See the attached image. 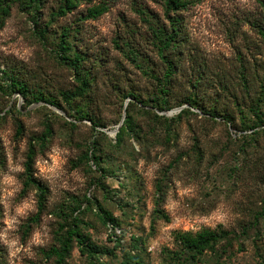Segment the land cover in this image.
<instances>
[{
  "label": "rangeland",
  "instance_id": "rangeland-1",
  "mask_svg": "<svg viewBox=\"0 0 264 264\" xmlns=\"http://www.w3.org/2000/svg\"><path fill=\"white\" fill-rule=\"evenodd\" d=\"M59 3L43 2L40 25ZM91 3L81 0L50 21L43 42L31 12L18 4L0 28V264H55L43 251L58 245L73 215L99 251L91 258L74 240L66 264H179L172 255L180 249L176 231L218 227L236 234L232 244L223 252V242L195 264H264V224L255 218L264 195V126L253 139L242 129V122L252 121L249 107L264 80V41L252 26L261 0H197L176 14L179 35L170 57L177 70L167 110L147 100L157 90L149 73L160 75L163 68L152 28L170 29L161 0H108L104 14L84 18ZM62 31L69 54L82 56L91 92L64 111L43 101L29 104L11 89L10 77L58 101L60 90L75 85L72 69L56 56ZM196 81L197 102L214 104L231 123L195 108L177 116ZM129 92L147 105L129 106L134 128L115 144L112 131ZM80 111L104 127L74 119ZM45 123L51 133L40 146L31 138L43 133ZM97 135L100 169L83 158ZM30 141L37 148L34 174L47 191L38 216L35 189L22 183ZM157 200L168 221L155 219ZM98 205L116 224L101 220Z\"/></svg>",
  "mask_w": 264,
  "mask_h": 264
},
{
  "label": "trees",
  "instance_id": "trees-1",
  "mask_svg": "<svg viewBox=\"0 0 264 264\" xmlns=\"http://www.w3.org/2000/svg\"><path fill=\"white\" fill-rule=\"evenodd\" d=\"M44 1L45 0H0V28L4 25L7 17L10 15L13 4H18L22 9H27L31 12L33 29L37 34L38 40L43 42L45 39V31L50 21H52L55 17H60L65 15L67 12L72 11L81 2V0H60L56 10L49 13V20L47 19L43 25H40L41 17L38 14V11L42 7ZM86 1L88 3H95H91L87 6L84 18L95 19L104 14L108 9V0ZM195 1L197 0H161L163 4L164 15L167 17V20L170 23V29L166 30L164 28H152V42L156 48V53L163 65V68L160 72V75L153 74V72L149 73V76L153 77L157 82V90L147 97V100H149L151 103H154L158 110L169 109L168 104L171 98V84L173 76L177 70L176 65L170 57L172 45H174L176 38L179 35V29L175 27V25H178L176 14L192 6ZM261 4L262 13L255 19L252 26L264 41V0H261ZM173 13L175 16L172 15ZM174 47H176V45ZM70 51V43L67 40V32L62 31L57 44L56 56L59 62L72 69L75 85L73 88L60 90L61 100L58 101L54 97L46 98L44 97L42 91L37 93L32 92L24 81L15 77H10L9 85L11 89L21 94L23 99L29 104L32 102L37 103L43 101L63 111L70 109L71 103L75 99L83 97L87 93L91 92V84L89 82L88 75L89 72L88 70H84L82 72L83 60L81 54L78 52L69 54ZM241 70H239V74H241L242 88L246 91L247 84L245 82L244 74ZM197 83L198 82L196 81L193 84V88L183 100L187 108H182L177 116H181V114L187 112L194 113L190 111V109L195 108L204 114H208L212 118L221 117L226 122L231 123L233 118L226 112L219 113L214 104L206 108L203 104L197 102L195 93V88L198 85ZM259 85L260 86L257 96L254 101L251 102L249 107L250 112H252V121L245 124L242 122V129L251 130L249 134L243 136H247L250 139H253L254 136L258 134L259 130H261V128L264 126V112L260 111V103L264 102V80L260 81ZM126 97H129V100L127 101V105L124 106V119L115 133V144H120L123 141L124 136L129 135L134 128L133 116L130 113L129 106H131V104L134 102L140 105L138 106L139 108H142L141 106L147 105V103H143V98L134 92L127 93ZM235 102L236 105L239 106L238 100ZM143 110L147 109L144 108ZM154 115L158 117L157 114L154 113ZM74 117V119H89L93 127H104V123L94 120L92 116H89L86 113L84 114L82 111H80L79 114L75 115ZM165 120L168 119L164 117V121ZM20 131V126H18L17 132L19 133ZM96 132H98L99 135H104V132L101 130ZM50 133L51 128L48 123H45V129L43 133L38 137H32L31 140H35L36 143H39L40 146H43L45 145ZM98 137V135L94 137L91 144L88 146L89 150H87V152L83 155V158L92 160L93 164H95L96 167L100 169V166L97 164V161L100 157L95 154V152L99 150ZM36 143L30 141L28 144L25 160L23 162L22 183L23 189H27L29 187H33L35 189L37 209L36 216H38L44 209L47 191L44 183L34 174L35 156L37 154ZM86 200H88V198H86ZM156 204L157 206H155L153 210L155 219L168 221L169 217L167 213L159 206L158 200ZM97 209L100 212L99 216L102 221L109 222L112 226L116 224V221L112 215L107 210L102 208V206L98 205ZM255 218L260 219L264 224V195L260 199V208L256 212ZM34 220H36V217H34ZM81 224H83V220L81 218H79L77 215L71 216V222L66 226V229L64 230L58 245H52L47 250L43 251L46 259L54 258L55 264H66L65 259L72 249V243L74 240L80 253H85L87 256L93 258L97 251H99V248L93 244H90L89 242H86L87 239L81 230ZM231 234H233V232L221 227L202 228L195 232L187 230L176 231L174 233V238L180 245V249L178 251H173L172 255L179 264L198 263L201 261L203 255L206 252L217 251V246H221L223 242H225V245L223 246L222 250L225 252V250L232 244V240H234L236 237V234H233V236H231ZM121 263L126 264L127 261L125 260V262L122 261Z\"/></svg>",
  "mask_w": 264,
  "mask_h": 264
},
{
  "label": "water",
  "instance_id": "water-1",
  "mask_svg": "<svg viewBox=\"0 0 264 264\" xmlns=\"http://www.w3.org/2000/svg\"><path fill=\"white\" fill-rule=\"evenodd\" d=\"M181 107H183V106H181ZM181 107H180V108H181ZM124 116H125V114L122 115V118H121V120H120V122H119V124H118L117 127H119V126L121 125V123H122V121H123V119H124ZM116 131H117V129L114 130V131H112V133H115Z\"/></svg>",
  "mask_w": 264,
  "mask_h": 264
}]
</instances>
